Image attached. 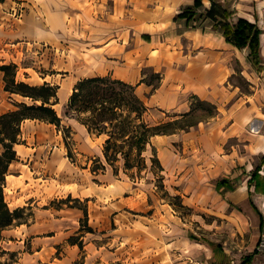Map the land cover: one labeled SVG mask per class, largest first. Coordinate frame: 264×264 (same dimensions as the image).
Here are the masks:
<instances>
[{
    "label": "rangeland",
    "instance_id": "1",
    "mask_svg": "<svg viewBox=\"0 0 264 264\" xmlns=\"http://www.w3.org/2000/svg\"><path fill=\"white\" fill-rule=\"evenodd\" d=\"M119 1L121 4L116 0H0V65L16 64L18 81L30 85L43 82L59 85V103L54 108L63 115L67 94L72 92L74 84L79 79L103 74L94 59L91 61L85 54L79 57L81 51L90 47L84 42L86 39H79L76 33H69L65 28L51 26L48 17L55 14L53 12L86 8L88 17L96 20H99L98 15L101 19L122 20L127 5H131L125 0ZM94 2L100 4L101 14L92 5ZM246 5L252 10L253 4ZM260 8L264 13V4ZM32 25L44 29L45 33L36 37L28 33L17 38L20 32H13L15 28ZM235 68L230 83L242 93H250L239 62L235 63ZM145 71L147 80L157 85L159 80L152 77L150 70ZM259 84L256 81L254 85ZM189 100L194 99L189 96ZM21 101L30 102L20 95L5 92L2 76L0 114L7 112L4 111L7 107L14 109V103ZM172 111L154 110L147 118L167 120L169 115H176ZM211 112H214L211 107L201 106L188 117L193 125L187 131L154 139L163 166L162 180L153 174L150 163L141 177L134 180L122 171L119 177L105 171L93 174L90 170L93 162L79 149L78 136L72 139L75 158L72 162L66 157L61 132L54 125L24 121L15 145L17 158L9 166L4 191L11 209L25 208L27 223L3 230L0 251L5 253L0 252V262L246 264L245 258L253 253L250 264H264V197H259L253 186L250 203L245 183L252 170L237 171L240 165L231 167L229 164L232 146L237 149L234 156L243 155L246 163L250 160L257 164L260 156L251 158L237 137L228 140L221 149L218 137H211L209 123L214 120ZM246 116L247 113L244 118ZM215 121L218 120L215 118ZM251 122L254 121L249 116V121L240 126L244 133L254 132ZM63 124H69L68 120L64 119ZM71 126L76 133L75 126ZM260 133H264V128ZM34 169L42 177L63 170L70 186L80 182L79 188L85 191L93 187L103 193L100 191L88 198L63 194L37 204L29 197ZM222 178H230L234 186L244 187L233 193L217 189L215 183ZM47 207L52 209L51 214L38 217L36 223V212ZM85 207L87 226L92 232H87L82 223ZM260 216L263 217L261 230ZM71 237L78 238L81 246L71 244Z\"/></svg>",
    "mask_w": 264,
    "mask_h": 264
},
{
    "label": "crops",
    "instance_id": "2",
    "mask_svg": "<svg viewBox=\"0 0 264 264\" xmlns=\"http://www.w3.org/2000/svg\"><path fill=\"white\" fill-rule=\"evenodd\" d=\"M125 1L131 6L126 4L128 9L126 8L122 20H114L110 17L101 19V15H98L99 20H96L93 16L88 17L86 8L82 11L68 9V11L53 12L55 14L49 16L48 20L51 26L65 28L69 33H76L79 39H86L84 42L90 44V47L81 51L79 57L82 58V54H85L91 61L94 59L100 64L103 75L95 76H110L130 83L135 86L136 93L148 106L165 111L173 110L172 112L179 116L190 110L189 96L207 101L216 107L217 116L213 115L214 120L209 124L211 137L212 139L218 137L221 149L228 140L237 137L244 143L251 158L263 156L264 133L260 131L264 128V101H262L264 100V42L262 41L264 13L263 8L260 7L264 4V0H200L201 6L192 9L194 16L195 14L199 16L193 17L188 22L185 18H178L177 15L187 8H192L195 0ZM116 2L121 4L119 0ZM246 3L253 4L252 10L246 8L248 6ZM92 5L99 11L98 14L102 13L100 4L98 6V3L94 2ZM238 18L255 23L262 30L258 66L252 63L248 47L239 49L224 38L222 24L232 25ZM13 32H20V36L16 34V37L21 38L28 33L36 37L40 33L44 34L45 30L32 25L24 26L19 30L15 28ZM241 52L244 56H240ZM236 62H239L240 72L249 83L250 93H242L239 87L230 83V78L237 70ZM145 70L159 74L160 79L155 88H153L154 84H150L147 80ZM0 75L2 79L3 73L0 72ZM256 81L260 83L257 87L254 85ZM70 94L71 92L67 96ZM11 107H7L4 111L11 110ZM246 113L247 116L244 118ZM249 116L254 121L251 122L254 132L246 134L240 126L249 121ZM215 118L218 121H215ZM27 120L33 119L25 121ZM68 122L77 130L73 139L77 136L80 138L78 141L80 148H78L82 153L89 158L102 156L104 137L91 135L74 119H68ZM175 135L178 133L157 135L152 138L158 157L159 150L154 139ZM232 147L233 150L230 152L232 158L229 163L231 167L240 165L241 168L237 171L253 170L256 164L250 160L246 163L243 155L236 154L235 157L237 149L235 146ZM51 155L53 157L54 152ZM263 171L264 165L260 171L264 177ZM105 172H111L114 177H119L121 174L120 171L118 175H114L109 168ZM31 173L34 175L32 182H29L31 186L29 197L37 204L43 200L61 197L63 194L72 193L77 198H88L100 194L101 191L93 187L85 191L79 188L80 182L70 186L63 170L53 171L45 177H42L41 173L37 174L35 169ZM248 179L245 184L249 196ZM242 187L244 186H235L229 191L233 193L237 188L242 189ZM250 191L253 193V185ZM256 194L261 198L264 197V193L256 192ZM51 212L50 207L38 210L36 223L39 222L38 217L50 215Z\"/></svg>",
    "mask_w": 264,
    "mask_h": 264
},
{
    "label": "trees",
    "instance_id": "3",
    "mask_svg": "<svg viewBox=\"0 0 264 264\" xmlns=\"http://www.w3.org/2000/svg\"><path fill=\"white\" fill-rule=\"evenodd\" d=\"M199 6H201V1L195 0L192 8L185 9L177 17L185 18L188 22L193 17L199 16V14L194 16L192 13V9ZM221 27L226 41L239 49L248 47L252 63L258 66L262 30L255 23L243 18H238L232 25L223 23ZM0 72L3 73L4 91L30 100V102H15L14 109L0 114V239L6 228L14 224L27 223L25 208L11 209L4 191L9 166L17 158L15 145L18 143L21 124L26 119L54 125L61 132L66 156L72 162H75L72 150L74 131L70 123V125L63 124L64 119L66 121L74 119L91 135L103 136L102 156L90 158L93 162L90 168L93 174L97 175L100 171L103 172L109 168L114 175L122 171L134 180L141 177V173L148 168L150 163L153 174L162 180L163 166L157 149L152 143V138L157 135L187 131L193 125L188 121V117L201 106L211 107L214 111L211 112V116L216 114L215 105L193 96L194 100L191 101L190 110L185 114L181 116L173 114L169 115L167 120L151 121L147 118L148 113L161 109L148 106L136 93L134 85L110 76H92L79 79L74 84L63 115H59L54 108V105L59 103V85L49 82L30 85L24 81H18L16 80L17 65L14 63L0 65ZM152 75L160 79L159 74L152 73ZM155 86L156 84L153 88ZM263 165L264 155L254 165L247 181L249 198L251 185L254 186L255 192L264 193V177L260 174ZM215 187L226 190L235 188L228 178L217 180ZM67 197L70 198V196ZM249 200L251 203V198ZM82 213L83 226L86 227L87 232H92L93 229L87 226L86 207L82 209ZM262 227L263 217L260 216V230ZM75 237L69 238L71 244L81 246V241ZM0 252L5 253V251ZM253 257V253L248 255L245 258L246 264H250ZM0 264L5 263L0 262Z\"/></svg>",
    "mask_w": 264,
    "mask_h": 264
},
{
    "label": "bare ground",
    "instance_id": "4",
    "mask_svg": "<svg viewBox=\"0 0 264 264\" xmlns=\"http://www.w3.org/2000/svg\"><path fill=\"white\" fill-rule=\"evenodd\" d=\"M263 45H264V44H263ZM59 94H60V93H59V91H58V96H59Z\"/></svg>",
    "mask_w": 264,
    "mask_h": 264
}]
</instances>
